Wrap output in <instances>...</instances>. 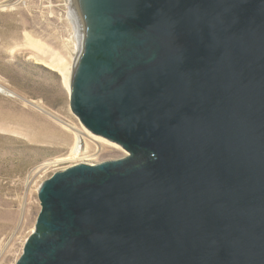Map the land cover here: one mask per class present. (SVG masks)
<instances>
[{"label":"water","instance_id":"95a60500","mask_svg":"<svg viewBox=\"0 0 264 264\" xmlns=\"http://www.w3.org/2000/svg\"><path fill=\"white\" fill-rule=\"evenodd\" d=\"M90 1L127 50L77 105ZM90 1L75 0L72 108L145 159L100 180L87 164L56 171L80 174L43 188L42 204L51 192L66 210L62 234L37 240L25 264H264V0Z\"/></svg>","mask_w":264,"mask_h":264},{"label":"rangeland","instance_id":"374dc122","mask_svg":"<svg viewBox=\"0 0 264 264\" xmlns=\"http://www.w3.org/2000/svg\"><path fill=\"white\" fill-rule=\"evenodd\" d=\"M72 5L73 0H0V84L11 92L0 90V264L20 260L42 210L45 181L78 162L48 164L70 156L78 130H85L72 93L53 67L73 68L80 51ZM84 135L96 155L90 161L129 154L122 145Z\"/></svg>","mask_w":264,"mask_h":264},{"label":"flooded vegetation","instance_id":"af4514ba","mask_svg":"<svg viewBox=\"0 0 264 264\" xmlns=\"http://www.w3.org/2000/svg\"><path fill=\"white\" fill-rule=\"evenodd\" d=\"M90 1V0H89ZM83 8L84 14H86L88 34L86 52L82 58L81 69L74 80V100L76 104H79V100L82 94L90 93L96 90L98 87V80L107 81L106 76L110 73L111 67H116L120 64L123 53L127 50L126 37H117L118 25L116 20L106 15L102 17V21L98 22V18L92 19L90 14L94 11L91 7V1ZM89 15V16H88ZM89 21V22H88ZM131 31L135 37H140V29L130 24ZM89 109L87 104H82V110ZM110 128L100 129L98 131L107 133ZM116 140L125 144L129 149V154L119 162L107 161H96V162H79V164L91 165L92 170H86L87 175L100 180L110 172H117L119 170H125L124 168L129 167L131 162L137 158L136 156L140 153L136 149L129 145V141L122 134L114 136ZM128 141V142H127ZM76 164V163H75ZM71 164L66 168L59 170H68L70 167L75 166ZM105 167H101V165ZM57 170V171H59ZM80 174H74L73 172H65L61 175L56 176L54 174L48 178L44 183L46 188L48 182H50L53 188L63 186L65 183L77 182ZM66 210L62 207L58 198L54 197L51 192L47 193L43 198V208L39 215V219L35 230L30 235L24 252L18 262V264H25L31 260V250L35 248L37 240H50L58 239L62 234V230L58 227L60 223L65 220ZM58 218L60 221H58ZM35 245V246H34Z\"/></svg>","mask_w":264,"mask_h":264},{"label":"bare ground","instance_id":"6f19581e","mask_svg":"<svg viewBox=\"0 0 264 264\" xmlns=\"http://www.w3.org/2000/svg\"><path fill=\"white\" fill-rule=\"evenodd\" d=\"M72 6L74 8L73 9L74 19H75V21L78 20L77 24H78L79 35L81 36L80 40L81 39L83 40V35H82L83 26H82V23H81V19H80V16H79V12H78L75 0H73V5ZM80 45H82L81 41H79V46H78L79 49H81ZM41 50H42V48H41ZM78 53H79V50H78L77 54ZM77 54H76V56H77ZM53 67L56 70H58L59 74L62 76V81H63L64 85L67 87V89L71 93L73 68H65L63 63L55 64V65H53ZM0 90L1 91L10 92V90L6 89L1 84H0ZM10 94H11V92H10ZM83 126H84L85 130H83V131L82 130H78L79 134L77 135L76 143L73 146V149L71 151L72 152L71 155L70 156H66L64 158L62 157V158H60L58 160H55V162L48 163L49 165L53 164V163H58L59 161H66V162L78 161L77 163H79V162H94V161H90V160L96 159L95 152L94 153H89V151H88L89 150V145L84 140V138H85L84 134H87V135L91 136L93 139H95L97 141H101V142L107 143V144L112 145V146L117 147V148H123L119 143H117L115 141H112V140H109V139L105 138L104 136L95 134L89 128H87L84 124H83ZM125 152L128 153L127 150H125Z\"/></svg>","mask_w":264,"mask_h":264},{"label":"trees","instance_id":"16d2710c","mask_svg":"<svg viewBox=\"0 0 264 264\" xmlns=\"http://www.w3.org/2000/svg\"><path fill=\"white\" fill-rule=\"evenodd\" d=\"M137 158H135L133 161H134V163H140L142 160H144L145 159V157L143 156V154L142 153H139L137 156H136Z\"/></svg>","mask_w":264,"mask_h":264}]
</instances>
